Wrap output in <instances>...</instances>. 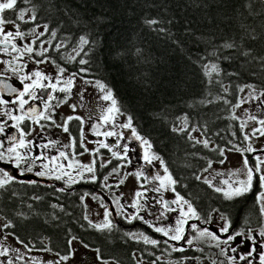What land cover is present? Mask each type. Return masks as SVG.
I'll list each match as a JSON object with an SVG mask.
<instances>
[{"label":"trees","instance_id":"16d2710c","mask_svg":"<svg viewBox=\"0 0 264 264\" xmlns=\"http://www.w3.org/2000/svg\"><path fill=\"white\" fill-rule=\"evenodd\" d=\"M32 7L35 22L56 32L53 43L61 47L53 50L61 58L71 59L80 46L72 60L111 90L120 112L132 118L179 185L181 173H193L200 162L190 131L209 136L236 129L239 121L224 99L232 102L237 86L264 89L262 0H18V8ZM81 36L89 43L81 45ZM211 64L219 73L205 75ZM180 119L186 130L173 131ZM4 197L0 191V204Z\"/></svg>","mask_w":264,"mask_h":264},{"label":"flooded vegetation","instance_id":"af4514ba","mask_svg":"<svg viewBox=\"0 0 264 264\" xmlns=\"http://www.w3.org/2000/svg\"><path fill=\"white\" fill-rule=\"evenodd\" d=\"M11 14V12L6 13V15ZM35 24L37 23L35 22ZM35 24H22L21 30L27 32L35 26ZM33 38V36H26L23 41H18L17 43L22 45L30 42ZM48 38H50L51 44L48 47L49 52L47 55H49L52 60H55L56 64L47 62L37 65L35 60L41 59V57L29 58L28 56H25L22 60L17 61V63H21L25 66L24 71L20 73L21 75L24 73L31 74L32 71L38 69L50 76H55L58 70L56 65H59L66 69V72L63 74V78L65 79L72 73H77V75L83 78L91 79L83 75V72L80 71L81 68L77 66L75 60L61 58L60 54L53 50V46L55 45L51 33H45L43 37H40V41H45ZM33 47L40 50V42L37 41ZM15 55L18 54L12 53L11 55H7L0 53V61L11 60L12 56ZM0 79H5L7 82L12 83L18 90H22V85L20 84L18 77L13 74L10 68L6 69L3 63H0ZM74 79L75 87L72 89L71 98L67 103L62 104L59 108L55 109V120L58 123H62L63 119L69 115H79L86 120L84 125L86 136L84 145L87 142H93L95 145L92 150H94L98 147L96 141L104 140L105 143L112 146L113 151L118 153L122 152V147H116L117 137L106 138L104 136H96L92 134L91 124L101 123L99 117L104 114L105 108L96 102L97 100L92 101L88 99L86 97V95H88L86 92L87 89L83 91L81 88H77L76 77ZM43 83H48V81H44ZM49 91L50 90L48 89H45L43 92L37 90V94L41 99L30 101V105L35 106L38 111L43 110L42 100L46 99ZM81 92H83V100H81L78 95ZM54 95L58 97L64 96L63 93L59 92ZM5 98L10 99L8 97ZM237 98L238 97L235 99ZM51 103L55 104L57 101H52ZM71 104L77 105L75 112L69 107ZM258 104V101H252L250 103L252 106L251 115L257 116L258 119L264 118V105H260V110H258ZM229 111L231 112V103L229 104ZM89 116H91L90 120L88 119ZM0 119L6 118L0 117ZM8 123L10 125L12 122L9 121ZM44 123L47 122L45 121ZM252 124L254 125V128L260 127L256 121H252ZM240 125L241 123L239 122L238 125H236V129L235 125L232 127L227 126L222 132L209 136H205L202 131H199L203 137L213 143V146L209 145L208 148H205L203 144H199L197 155L199 156L200 162L196 171L193 173L190 171L181 173L182 182L175 187L178 193L193 203L201 217L208 218L211 215V217H217L219 221L223 223L221 220V214H223L228 218L229 223L232 225L230 231L233 229L246 230L251 228L254 232L258 233L261 225L264 224V216H261L259 211L260 205L256 201V196L259 191H261L258 180L254 179V187L251 192L246 193L242 197L228 201L225 200L221 194L216 193L213 189L209 188L207 184L203 183L202 179H196V176L200 175V172L203 170V165L208 163L209 160L213 163L220 164L219 161L223 157H221L219 152L215 149L224 148L225 152L240 156L239 152L234 150L228 151L233 144L237 147L244 148L245 141L243 139V134H241ZM69 127L72 136H74L77 141L75 152L77 153L76 159L78 160V158L82 156L79 155V153L83 152V148L79 147V122L73 120L70 122ZM110 127V124H101L99 131L113 130V127ZM114 130L118 134L121 133V129H119L118 125H116ZM13 133L14 129L11 127L6 128L7 135ZM44 137L45 139L40 140V143L47 142V140L59 141V143L56 144L55 147H50L47 150L33 149L34 154L43 151L48 156H55L57 155L58 150H63L69 153L72 151V149L69 148H62V145L69 143V134L64 133L62 129L52 126L50 129L45 130ZM205 138L202 139L204 140ZM0 139H4V137L0 136ZM29 139H32V137H29ZM217 141L220 142V145ZM252 141L256 143L253 148L257 149V151H254L251 154L245 153V155L248 157L250 165L254 166L256 164V156H260L264 159V152L259 151V149L264 148V137H259L257 134L256 136H253ZM119 143L121 145L128 144L130 152L127 153V159L130 160L131 166L133 168L142 169L140 157L136 158V154H140L138 141L137 146L131 144L130 141L127 142L125 139H120ZM91 156L92 161H96V183H92L88 180H80L76 184L66 185L64 180H67V177H64V179L59 181L47 177H37L34 173L35 171L40 170L39 166L34 167L33 173L19 176L18 170L15 167L0 163V168L9 171L18 181L8 185L6 188L0 189V191H4L5 194V203L0 204V210H4L5 217L0 215V222H3L4 224L11 221L14 225V227L4 229L0 232L3 234V238L0 235V244L10 249V256L13 258V264H49V262L55 264V262L59 260L60 255L70 256L69 260L61 261L60 264H101V261L95 259L96 253L85 249L80 241L89 244L92 249H100V254L103 257V260L107 261L108 264H152L153 261H155V264H177V261L182 257L190 258L186 260L184 264H227L226 256L221 254V248L226 250L225 252L227 255H236L228 251V246L223 244L217 246V242H212L208 237L207 238L210 240L208 243H205L203 237L195 240L191 246H188L183 240L178 243L175 241H168L169 245L184 247L186 249L184 252H172L171 248L164 243H160L157 247L144 244L143 240L139 239V233L141 232L151 238L157 239L158 241H164L166 238L161 234L154 232L141 220H132L131 222H128L124 216L116 214V205L113 201L117 197H119L121 205L124 206L125 215L131 216L136 214L135 209L127 207L131 204L135 191H130L131 198L126 195L124 191H115L113 185L110 186L108 184L110 190L107 191L108 189L102 186L104 176L108 175L113 168H119L121 164L118 163V159L113 157L112 153L106 148H100L99 153L96 154L91 152ZM101 158H105L104 163H107L108 161H111V163H107L106 167H101ZM239 159V164H242L243 157ZM125 160L126 159H123L122 163H124ZM62 162L65 164L67 163V161ZM80 162L82 164H88L83 160ZM39 163L40 162H38V164ZM143 167L145 175L148 177L155 176L158 173V168L154 164L147 165L144 162ZM186 170L188 169L186 168ZM85 175L88 176L90 174L85 173ZM73 176L75 177L74 172ZM232 179L236 180V177H233ZM148 180L153 181L150 178ZM19 181H24L25 183ZM27 181H38V183L28 184L26 183ZM154 183L156 182L153 181V184ZM59 188H64L65 191H57ZM85 192L90 193V195L85 196L84 201L82 202L80 197ZM162 193L165 200L171 201L174 199V194L171 191H162ZM93 195L97 198L93 199ZM146 196L148 197L147 201L143 199L141 200V204L146 205V207L140 211L139 215L145 217L149 222L157 224V226H167L169 223L174 222L178 216V212L166 213L165 215L168 216L169 219H162L157 223L154 214L163 209L155 204L153 198L159 199L160 194L148 191ZM34 197H40L41 199H34ZM101 201H103L104 207L100 206ZM52 205H57V207L54 208ZM105 207L112 213L109 219L112 220L114 226L111 231H97L89 226V223L84 219V216L87 215L89 220L95 224L103 223ZM172 207L177 206L172 205ZM213 209L218 211L214 212ZM149 212L153 214L150 215ZM193 223L197 224L200 229L207 228L210 231L217 233L221 240L226 238V234L219 233L218 230L221 224L217 225L214 222V219H212L210 223H202L197 220L189 221V224ZM27 228H32V230L28 231ZM24 229H26V231H24ZM35 229L40 230L35 232ZM186 229V238H192L197 235L190 228H187V226ZM60 232H62V235L57 237L56 235ZM8 233H14L15 235H8L6 239L8 242H6L4 236ZM125 233H135L137 234V238H130L125 235ZM72 236L78 237L79 240L74 241L69 245L68 240L71 239ZM16 237H19L20 240L24 241V243L28 245V248L26 249L22 244L17 243ZM45 248L50 249V251H44L43 249ZM240 251H247V247L240 249ZM17 256H21L23 259H16ZM157 256L160 257V260L158 261L156 260ZM89 257L91 260L88 259ZM253 259L256 260V257H253ZM0 260H3L6 263V258L0 257ZM238 264H244V262L239 261Z\"/></svg>","mask_w":264,"mask_h":264},{"label":"snow or ice","instance_id":"6c2138e0","mask_svg":"<svg viewBox=\"0 0 264 264\" xmlns=\"http://www.w3.org/2000/svg\"><path fill=\"white\" fill-rule=\"evenodd\" d=\"M264 2V0H262ZM25 4H31L32 0H24ZM11 12V15H6V13ZM37 20V15L35 8H18V0H0V53H4L7 55H11L12 53H17L18 55L12 56L11 60L8 61H0L5 65L6 69H11L14 75H16L19 79L20 84L22 85V90H18L13 86L12 83L7 82L5 79H0V117L6 119H0V136L4 137V139H0V163L12 165L18 170L19 176H24L27 173H33L34 167L39 166L40 170L35 171V175L37 177H47L52 178L57 181L64 179L67 177V180H64L66 185L76 184L80 180H88L92 183L97 182V176L95 174V164L96 161L93 160L89 164H82L79 160L76 159L77 153L75 152V148L77 146V141L74 136H72L70 132V122L75 120L79 122L80 136H79V147L83 148V152L79 153V155H83L84 152H92L93 154L99 153L100 148H106L109 152L112 153V156L117 159H127V153L129 151L128 144L121 145L119 143L120 139H124L122 133H117L114 128L115 125V117L120 113V109L116 106L117 101L113 98L112 92L110 89H106V86L96 81V87H98L101 92L104 93L100 97L103 101H110V106L104 109V114L99 117L101 123H93L91 124V131L93 135L96 136H104V137H117L116 147L123 148V155L120 153L113 151L112 146L105 143L104 140L96 141L98 147L94 150H89L84 145V140L86 139L84 125L86 123L85 118L79 115H69L63 119L62 123H58L55 120V109L59 108L62 104L67 103V101L71 98L72 89L75 87V77L77 73H72L66 79L63 78V74L66 72V69L62 66H57V72L55 76H50L46 73L41 72L40 70H34L31 74L24 73L20 74L24 71V65L21 63H17V61L22 60L25 56L29 58L33 57H41V59L35 60L37 65L51 62L56 64L55 60L47 55L49 52V48L44 47L45 43L51 44V40L48 41H40V37H43L45 33L49 32L48 24H44L43 31H37L41 25L35 24ZM147 23L155 25L157 23L156 20H150ZM22 24H35L29 31L25 32L21 30ZM12 26V30L8 29V26ZM163 31V29H161ZM26 36H33L34 38L22 45L18 44V41H23ZM51 37H56V32L51 31ZM40 42V50H37L33 47L37 43ZM81 45H86L89 43L85 37H80ZM56 50H59L61 45L56 44ZM225 48H233L235 45L233 43H225ZM76 55H80L78 51ZM86 55V53H85ZM244 55H248L247 52ZM71 59H75L72 57ZM264 61V58H261ZM80 65H85L88 61L84 59H80L78 61ZM208 67V66H205ZM210 72L206 71L205 75H210L211 72L219 73V68L216 64L210 65ZM81 72H86L87 69L81 68ZM83 79V78H81ZM44 81H48V83H43ZM84 83L87 84L88 81L84 80ZM238 91L240 93H244L246 89H248V93L244 97H240L238 102L232 105V107L240 108L242 104L248 103L249 101H258V110H260L259 106L264 105V89L260 90L257 93V86L254 84H246L243 86H237ZM45 89L50 90L47 93L46 99L42 100L43 110L38 111L35 106L30 105V101H36L41 99L37 94V90L43 92ZM224 91L227 92L228 89L225 87ZM63 93V97H58L54 95L55 93ZM80 99L83 100V92L78 94ZM8 97L10 99H6ZM14 97V98H13ZM223 99V97H220ZM52 101H57V103L52 104ZM225 104H230L231 102L227 99H224ZM11 105V107H10ZM83 106V105H81ZM69 107L76 111L77 105L71 104ZM20 113V114H16ZM237 117L233 116L232 119H236ZM91 119V116L88 118ZM249 120L256 121L260 127L253 128L251 131V136H256L258 134L259 137H264V118H257L255 115L249 116ZM9 121L12 123L9 125ZM47 123H44V122ZM101 124H111L113 130H105L100 132L99 129ZM52 126L56 128L62 129L64 133L69 134V143L62 145V148H69L72 151L65 152L63 150H58L57 155L48 156L43 151L38 154H34L33 149H44L47 150L50 147H55L59 141L47 140V142L40 143V140L45 139L44 132L46 129H50ZM246 124L242 123L240 125L241 131L243 133L244 141L250 140L251 136L249 133L244 132ZM11 127L14 129V133L11 135L6 134V128ZM120 128L130 129L131 130V138H134L136 141L140 142V146L144 149L142 159L147 165H152L153 162H158L160 168L163 170V174H159V172L155 176H145L143 172H136L135 176L138 181H140L141 177H144L145 181L149 178L156 183L153 184L151 191L160 194L159 199L153 198L155 200V204L159 205L162 211L159 212V215L155 216V220L159 223L162 219L168 220V216L166 213L178 212V216L174 220V222L169 223L167 226H157V224L149 222L145 217L139 215L140 211H142L146 205L141 204V200H148L146 193L149 191L147 187L143 183L140 184V188L143 189L135 191L133 195V199L131 204L127 207L133 208L136 210L135 215L127 216L125 215L124 206L121 205L119 197H117L113 203L116 205V214L124 216L128 222L132 220H141L143 221L149 228H151L154 232L161 234L166 239L164 241H158L157 239L151 238L150 236L139 233V239L143 240V243L146 245H152L153 247H157L160 243H164L171 248L172 252H184L186 249L184 247H176L175 245H169L168 241L180 242L184 241L188 246H191L195 240L208 237L212 241L217 242V246L220 244L228 246V251L234 253L236 255H227L225 250L221 248V254L226 256L227 264H238L239 261H243L244 264H264V224L261 225L259 232H254L251 228L235 230L232 229V225L229 223L228 218L221 214V220L223 221L222 225L219 227L220 234H226V238L221 240L220 236L217 233L210 231L207 228L200 229L197 224H189L190 220L201 221L202 223H210L213 217L211 215L208 218L201 217L198 213L197 209L194 207L193 203L182 196L180 193L176 191V185L178 181L175 180L172 174L169 172L168 167L165 165V161L154 152L151 151L152 145L151 143L143 138L141 135L137 133L135 127L132 126V118L128 117L127 122L119 125ZM186 130V125L180 128H174L173 131L184 132ZM192 131H196V129H192ZM32 137V139H29ZM189 139H195L189 133ZM197 144H203L205 148L209 147V140H196ZM231 143V142H230ZM219 152L221 157L225 156V149L219 148L215 149ZM236 151L241 154L243 157L242 160V168L237 170H232L228 173L227 179L220 180L217 184L213 183V180L216 179V176H220L221 173H216V176H213L211 179L208 177L203 178V183L207 184L209 188L213 189L218 194H221L225 200H233L238 197L244 196L246 193H249L253 190L254 187V179L258 180L259 188L261 191L256 196V201L260 205L259 211L261 216H264V159L260 156H256V164L254 166L250 165L248 157L245 153L251 154L257 149H254L252 144L249 143L246 148L237 147L235 144L232 145L228 151ZM259 151L264 152V148L259 149ZM62 161H67V163H63ZM38 162H40L38 164ZM107 163H111L108 161ZM107 163L101 164V167H106ZM212 161H208L207 167L203 170L204 172H208L209 169L212 168ZM219 163L223 164L224 160L221 159ZM73 172L75 173V177L73 176ZM117 172L116 168L112 169V173ZM85 173L90 174L88 176ZM112 173H109L111 175ZM243 175L244 179H236L233 180V176ZM78 178V179H77ZM125 178H122L119 181V185L125 183ZM197 180H201V176H196ZM104 184L103 187H110L106 184L108 180V176H104L103 178ZM18 182L16 177H14L9 171L0 168V189L6 188L8 185ZM21 183H25L24 181H19ZM28 184H36L38 181H27ZM117 185V187L119 186ZM163 191H171L174 194V199L171 201L165 200L163 198ZM57 191L63 192L64 188H59ZM90 195V193L85 192L81 197V201H84V197ZM93 199L97 197L95 195L92 196ZM34 199H41L40 197H34ZM172 205H176L177 207H172ZM101 207H104L103 201H101ZM52 207H57V205H52ZM213 211H218L213 209ZM150 215L153 213L149 212ZM112 213L105 207L103 214V223L95 224L91 220H89L88 216L85 215L84 219L88 221L89 226L96 229L97 231H111L113 228V222L109 219ZM186 226L190 228L197 235L192 238H186ZM14 225L11 221L0 225V232L4 229L12 228ZM8 235H15L14 233H8L4 236V239H7ZM125 235L130 238L136 239L137 234L135 233H125ZM17 243L22 244L26 249L28 245L24 243V241L20 240L19 237H16ZM79 238L76 236H72L71 239L68 240V244L71 245L74 241H78ZM81 245L90 251H94L96 253L95 259L101 261V264H108L107 261L103 260V257L100 254V249H92L91 246L83 241H80ZM247 247V251H240ZM44 251H50V249L45 248ZM18 251V250H16ZM0 257L6 258V264H13V258L10 256V249L8 247L0 244ZM256 257V260L253 259ZM135 258V257H134ZM16 259H23L21 256H17ZM70 259L69 255H60L59 260L55 262V264H60L61 261H67ZM91 260V258H88ZM190 258L182 257L177 261V264H184L186 260ZM156 260H160V257L157 256ZM0 264H4L3 261H0ZM52 264V262H49ZM155 264V261L152 262Z\"/></svg>","mask_w":264,"mask_h":264},{"label":"rangeland","instance_id":"374dc122","mask_svg":"<svg viewBox=\"0 0 264 264\" xmlns=\"http://www.w3.org/2000/svg\"><path fill=\"white\" fill-rule=\"evenodd\" d=\"M37 24H39V23H37ZM43 25L44 24H41V27H39L37 29V31H43V27H42ZM8 29L9 30H12V26L9 25L8 26ZM48 40H50V38L46 39L45 42L48 41ZM49 45L50 44L45 43L44 44V47H47L48 48ZM79 48H80V46H78V48L75 49L70 54V56L71 57H75L76 56V53H77V51H78ZM81 78H83V77H81L79 75L76 76L77 88H79V89L81 88L83 91H85V89H87L86 92H87L88 95H86V97L88 99H90L92 101L93 100H97L96 102H98L99 104H101L103 108L109 107L110 106V101H107L106 102V101H103V100L100 99V97L102 95H104V93L101 92V90L98 87L95 86L96 85V81L95 80H91V79H87V78H83V79H81ZM84 80H87L88 83L85 84L84 83ZM106 89H108V88L106 87ZM248 91H249L248 89H246L244 93H240L238 91V96H237L238 98L237 99H232V102H231V99L228 100V101L231 102V113L233 114V116L237 117L236 119L241 124L242 123H245L246 124V126H245V128H244L243 131L249 133L250 136H251V131L254 128V125L252 124V121L249 120V116H251V107H252L250 105V103L252 101H249L248 103L242 104V106L240 108H235L234 109L232 107V105H234L235 103L238 102V99L240 97L246 96L247 93H248ZM259 91L260 90L257 89V93ZM127 118H128V116L125 115L124 113L117 114L116 117H115V125H118V127H119L120 124L127 122ZM182 126H185V122L183 121V119H180L178 121V128H180ZM111 127H112V125H111ZM119 129H121V133L123 134V137H124V139L127 142L130 141L131 144H133L134 146H137V141L134 140V139H131V130L130 129H123V128H120V127H119ZM199 131L201 132L202 130L197 129L196 131H190V134H191L192 137L195 138V140H201L202 141L203 140L202 138H205V137H203L199 133ZM241 134H243L242 131H241ZM252 139H253V136H251L250 140L245 141L244 148H246L249 143H251L252 146L256 145V143L254 141H252ZM124 143H125V141H124ZM85 145H86L85 147H87L89 150H92V148L94 147L95 144L93 142H87ZM138 145H139V153L140 154L137 153L136 154V158L137 157H140L142 169L133 168L131 166V164H130V160L129 159H126L124 163H122V160L121 159H118V163L121 164V165L119 166V168H117V172L112 173V170H111L109 173H112V174L111 175H109V174L106 175V176H108V180L106 182L107 185L108 184L110 186L113 185L115 187V191H124V193L126 195H128L130 198H131V192L130 191H137V190H141L142 191L143 190V189L140 188V184L141 183H143L145 185V187H147L149 189V191H151V189L153 187V181H150V180L145 181L144 177H141L140 181H138L137 178H136V176H135V173L138 172V171L139 172H143L145 174L144 167H143L144 161L142 159V155H143L144 149L140 146V142L139 141H138ZM209 145L210 146H213V143H211L209 141ZM151 151H152V149H151ZM129 152H130V149H129L128 153ZM120 154L123 155V151L120 152ZM241 157H242L241 154L239 156V155H236V154H233V153L225 152V156L222 158L224 160V163L223 164H221V163L220 164L213 163L212 164V168L209 169L208 172H204L203 170L208 165V163H205L203 165V170L200 172V175L199 176H201L202 180H203L204 177H208V178L211 179L213 176H216V173H221L220 176H216V179L213 180V183L214 184H217L220 180L229 178L228 177V173L230 171L237 170V169H241L242 168V164H239L240 163V159L239 158H241ZM78 160L79 161H81V160L86 161L89 164L92 161L91 152H85L82 156H80L78 158ZM100 161L103 164L105 162V158H101ZM153 164L157 166L159 174L162 175L163 174V170L160 168L159 163L154 161ZM125 177H126L125 183L122 184V185H119V181L122 178H125ZM233 177H236V179H244L245 178L242 174L241 175H238V176H233ZM104 183L105 182L103 181V184ZM117 185H119V186L117 187ZM106 188L108 189L107 191L110 190V187H106ZM157 215H159V212H157V213L154 214V218ZM214 222L217 225L218 224H221L222 225V222H220L217 217H214ZM0 225H3V222H0ZM0 235L3 238V234L0 233ZM204 241H205V243H208L210 240L207 237H204ZM6 242H8V240H6ZM0 261H3V260H0ZM4 264H6V263L4 262Z\"/></svg>","mask_w":264,"mask_h":264}]
</instances>
